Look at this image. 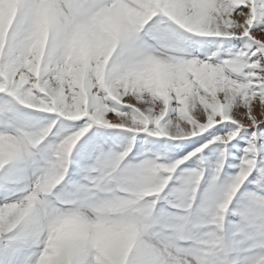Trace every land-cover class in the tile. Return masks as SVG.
Wrapping results in <instances>:
<instances>
[{"label": "snow or ice", "instance_id": "snow-or-ice-1", "mask_svg": "<svg viewBox=\"0 0 264 264\" xmlns=\"http://www.w3.org/2000/svg\"><path fill=\"white\" fill-rule=\"evenodd\" d=\"M0 264H264V0H0Z\"/></svg>", "mask_w": 264, "mask_h": 264}]
</instances>
